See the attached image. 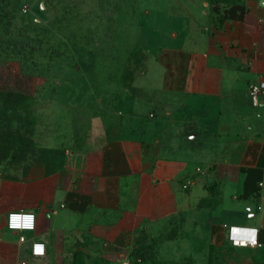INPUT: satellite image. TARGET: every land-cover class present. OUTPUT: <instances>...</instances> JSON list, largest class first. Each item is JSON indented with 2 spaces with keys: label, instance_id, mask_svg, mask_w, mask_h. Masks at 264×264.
<instances>
[{
  "label": "crops",
  "instance_id": "crops-1",
  "mask_svg": "<svg viewBox=\"0 0 264 264\" xmlns=\"http://www.w3.org/2000/svg\"><path fill=\"white\" fill-rule=\"evenodd\" d=\"M146 1L161 41L127 104L0 180V264H264V0ZM16 210L35 230L7 228Z\"/></svg>",
  "mask_w": 264,
  "mask_h": 264
},
{
  "label": "rangeland",
  "instance_id": "rangeland-1",
  "mask_svg": "<svg viewBox=\"0 0 264 264\" xmlns=\"http://www.w3.org/2000/svg\"><path fill=\"white\" fill-rule=\"evenodd\" d=\"M153 6L0 0V75L13 82L0 88V180L18 179L36 159L60 163L82 151L105 112L127 104L161 41Z\"/></svg>",
  "mask_w": 264,
  "mask_h": 264
},
{
  "label": "built area",
  "instance_id": "built-area-1",
  "mask_svg": "<svg viewBox=\"0 0 264 264\" xmlns=\"http://www.w3.org/2000/svg\"><path fill=\"white\" fill-rule=\"evenodd\" d=\"M262 85H264V79H262V78L257 80V81H254V82H252L250 84V89H251V92L253 94V103H254V105H259L260 104V96L264 92V86H262ZM12 214H16V215H18L20 217L19 220H15V219L11 220V223L19 224L20 225L19 228H14V227L10 228L9 227L10 216ZM28 215L34 216L35 220L34 221H27L26 219H24V217H26ZM29 223H33L34 227L31 228V229L26 228L25 225L29 224ZM6 225H7V228L9 230H12V231H20V232L33 231L36 228V214L34 212H32V211H26V210L11 211L7 215ZM233 230H235V229L232 228V236H233ZM237 230L244 231V233L246 234L245 238H247L249 241H251L249 239V237L255 235V239H256V243H257V229H255V232H253V230H254L253 228H241V229H237ZM21 239L24 240V237L22 236ZM239 239H242V238H239ZM247 239H244V240H247ZM37 244H43V243H40V242H34L33 243V245H32V253H33L34 256H37V255L34 254V245H37ZM45 253H46V249H45V245H44V255H45Z\"/></svg>",
  "mask_w": 264,
  "mask_h": 264
},
{
  "label": "clouds",
  "instance_id": "clouds-1",
  "mask_svg": "<svg viewBox=\"0 0 264 264\" xmlns=\"http://www.w3.org/2000/svg\"><path fill=\"white\" fill-rule=\"evenodd\" d=\"M262 86H264V85H262ZM13 219L19 220L20 217L18 215H16V214H12L10 216L9 227L10 228H12V227L19 228L20 227L19 224H13V223H11V220H13ZM24 219H26L27 221H34L35 220V217L32 216V215H28V216L24 217ZM25 227L31 229V228L34 227V224L33 223H29V224H26ZM253 232H255V230H253ZM249 239L251 240V242L253 244L256 243L255 235L251 236V238H249ZM34 254L37 255V256H43L44 255V245L43 244L34 245Z\"/></svg>",
  "mask_w": 264,
  "mask_h": 264
},
{
  "label": "bare ground",
  "instance_id": "bare-ground-1",
  "mask_svg": "<svg viewBox=\"0 0 264 264\" xmlns=\"http://www.w3.org/2000/svg\"><path fill=\"white\" fill-rule=\"evenodd\" d=\"M234 235H235L237 238H242V240H244L243 238H245V236H246L243 232H241V231L239 232L238 230H237V231L235 230ZM242 242H243V241H242ZM242 242H241V243H242ZM243 243H244V242H243Z\"/></svg>",
  "mask_w": 264,
  "mask_h": 264
},
{
  "label": "trees",
  "instance_id": "trees-1",
  "mask_svg": "<svg viewBox=\"0 0 264 264\" xmlns=\"http://www.w3.org/2000/svg\"><path fill=\"white\" fill-rule=\"evenodd\" d=\"M53 163H54V164H56V162H55V161H54Z\"/></svg>",
  "mask_w": 264,
  "mask_h": 264
},
{
  "label": "snow or ice",
  "instance_id": "snow-or-ice-1",
  "mask_svg": "<svg viewBox=\"0 0 264 264\" xmlns=\"http://www.w3.org/2000/svg\"><path fill=\"white\" fill-rule=\"evenodd\" d=\"M249 238H251V237H249ZM39 250V249H38Z\"/></svg>",
  "mask_w": 264,
  "mask_h": 264
}]
</instances>
